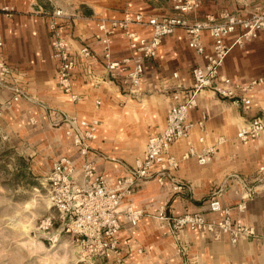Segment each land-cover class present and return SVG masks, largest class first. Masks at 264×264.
Wrapping results in <instances>:
<instances>
[{"label":"crops","instance_id":"crops-1","mask_svg":"<svg viewBox=\"0 0 264 264\" xmlns=\"http://www.w3.org/2000/svg\"><path fill=\"white\" fill-rule=\"evenodd\" d=\"M170 1L0 0V61L10 67L0 84V143L27 159L32 172L42 179L50 173L53 161L62 156L71 159L73 178L80 186L85 183L81 170L85 160L110 188L118 179L128 177L148 138L163 129L168 110L186 99L191 71L202 66L204 60L188 47L184 29L178 27L163 39L156 56L145 61L144 74L135 88L122 70L109 72L105 68L97 26L102 20L119 21L136 13L170 16ZM256 5L264 6V0H201L199 10L186 19L196 23L208 17L218 19L222 12L245 15ZM57 10L62 11V17L56 22L63 27L75 60L71 89L81 97L77 103L59 87L57 63L51 57L49 22ZM131 30L138 36L150 35L149 29L138 26ZM237 33L229 37L230 44ZM201 41L206 50H211L213 41L207 31L202 32ZM128 43L118 31L111 38L110 60L129 56ZM82 46L89 47L97 58H82ZM220 72L241 84L250 79L263 80L250 94V109L243 110L238 103L203 90L188 115L189 121H203V125L193 129L189 141L197 150L216 145L219 138L224 142L205 165L194 158L181 160L163 182L158 181L159 166L154 165L150 177L135 181L128 192L122 193L121 211L131 206L142 210L144 216L131 227L121 215L117 250L93 258L91 264H264V132L244 142L236 137L238 128L250 120L259 118L264 123V34L243 46L233 45ZM14 96H18L17 101ZM62 114L98 120L85 158L65 135ZM199 137L204 138L202 144ZM187 143L178 141L171 152L181 159ZM179 184L181 191L174 189ZM218 190L221 203L233 208L234 219L254 228V237L231 244L226 235L216 238L187 229L173 233L168 222L158 217L161 212L170 217L195 212L219 221L222 214L208 210ZM251 191L245 211L234 209Z\"/></svg>","mask_w":264,"mask_h":264},{"label":"built area","instance_id":"built-area-1","mask_svg":"<svg viewBox=\"0 0 264 264\" xmlns=\"http://www.w3.org/2000/svg\"><path fill=\"white\" fill-rule=\"evenodd\" d=\"M173 14L163 17L145 16L141 13L129 14L121 20H102L97 29L100 35L96 38L101 41L102 56L105 68L109 72L120 69L133 87H138L144 74L145 61L152 60L167 36L176 28L184 29L187 45L196 54L200 55L204 64L195 66L191 71L192 84L187 90L186 99L172 106L165 118L163 129L148 138L141 156L137 157L130 170V175L116 181L114 188H110L105 180L96 175L92 163L84 161L81 170L85 178L84 185H77L74 178V166L70 158L59 157L52 163L50 173L45 177L42 186L45 188L48 208L53 212L40 222L39 229L48 232L56 223L60 231L68 235L81 250V259L92 260L114 252L119 246V234L122 229L119 217L123 215L126 223L136 227L144 212L125 206L121 211L122 193L140 179L150 177L151 168L159 166L158 181L163 182L164 176L176 170L181 160L194 158L198 164L205 165L211 161L217 146L224 142L219 138L216 145L197 150L189 141L195 127H202L203 121L193 123L189 121V112L197 105V96L203 90H210L219 98L232 100L243 110L251 107L250 94L262 84V79H250L245 83L221 74L220 69L233 45L243 46L245 43L259 39L264 34V6H258L248 14L241 15L232 12H222L219 18L208 17L204 22L190 23L186 16L197 12L201 0H171ZM62 17V11H54L49 22L52 37L51 57L57 63L58 85L65 94H68L73 103L81 100L78 94L72 92L71 76L75 67V60L67 44V37L63 27L56 22ZM138 26L150 30L148 37L138 36L131 27ZM121 31L129 40L130 54L120 61L110 60L111 38ZM207 31L213 44L211 50H206L201 41L202 32ZM233 45L228 42L229 37L236 33ZM2 45L0 37V46ZM79 54L84 59H95L96 54L87 46H82ZM132 63V64H131ZM131 64L130 67H128ZM10 73V67L0 61V84ZM178 100V95H174ZM14 101L18 96L13 97ZM100 102H97L99 105ZM62 124L65 135L71 139L72 145L82 158H85L90 143L95 138L99 127L97 119L89 121L77 119L75 116L62 114ZM264 132V123L254 118L241 125L236 133L239 141L256 139ZM188 140L187 150L178 159L172 152V146L178 141ZM199 137L198 142L203 143ZM264 179V170L262 171ZM175 190H183L182 185H175ZM219 190L214 193L208 203L211 213H220L219 221L208 220L205 215L195 212H185L179 216L170 217L164 212L159 213L160 219L166 220L170 230L176 233L182 229L193 232L210 234L214 237L226 235L231 244L240 239L255 236L254 228L232 217L231 207L224 206L218 198ZM252 196V191L245 194L243 201L235 206L239 212L246 209V200Z\"/></svg>","mask_w":264,"mask_h":264},{"label":"rangeland","instance_id":"rangeland-1","mask_svg":"<svg viewBox=\"0 0 264 264\" xmlns=\"http://www.w3.org/2000/svg\"><path fill=\"white\" fill-rule=\"evenodd\" d=\"M44 178L0 143V264H91L81 259L80 248L57 223L48 232L38 228L53 214L41 184Z\"/></svg>","mask_w":264,"mask_h":264}]
</instances>
